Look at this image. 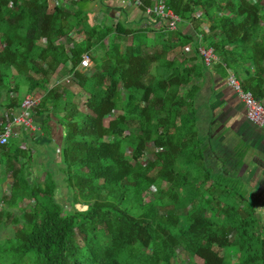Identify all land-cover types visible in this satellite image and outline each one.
Returning a JSON list of instances; mask_svg holds the SVG:
<instances>
[{
	"label": "trees",
	"instance_id": "trees-1",
	"mask_svg": "<svg viewBox=\"0 0 264 264\" xmlns=\"http://www.w3.org/2000/svg\"><path fill=\"white\" fill-rule=\"evenodd\" d=\"M140 1L165 33L166 43L152 53L141 48L143 29L121 25L112 34L110 27L91 26L83 6L72 13L64 5L50 10V0H0V119L19 110L15 92L47 91L33 116L52 134L56 120L62 137L57 147L53 135L25 132L26 147L21 137L0 145V264H264V217L235 191L225 195L216 183L205 188L203 156L186 157L193 122L186 111L200 91L186 86L206 75L205 64L199 55L193 68L167 59L185 42L194 50L213 48L219 58L213 67L219 65L223 78L233 70L261 102L264 0ZM159 4L193 32L170 30ZM207 20L208 34L201 29ZM80 26L83 44L67 51L57 43ZM130 34L137 39L124 46ZM85 55L95 75L81 69ZM69 62L61 84L85 91L88 113L79 109V97L49 96L50 84L55 92L59 86L54 75ZM44 115L50 121L41 122ZM154 149L156 158L148 161ZM153 188L158 194L147 202Z\"/></svg>",
	"mask_w": 264,
	"mask_h": 264
},
{
	"label": "crops",
	"instance_id": "crops-1",
	"mask_svg": "<svg viewBox=\"0 0 264 264\" xmlns=\"http://www.w3.org/2000/svg\"><path fill=\"white\" fill-rule=\"evenodd\" d=\"M76 1L77 3H75ZM56 5H64L72 13H75L83 6V14L88 16V22L91 26L96 24L110 27L112 34L116 33V30L122 29L121 25L132 30L143 29V31L147 32V35L141 48L149 53H152L158 47V44L166 43L164 41L165 33L160 31V27L163 26H160L161 24L156 25L157 19L153 16V12L151 14L147 13L142 7L137 5L135 0H50V10ZM229 14L231 15V12ZM201 15L202 12L195 14L197 18L201 17ZM154 24L156 28H154ZM211 24L212 22L207 20L201 25L204 33H209ZM178 28L182 29L184 34L193 32L190 25L187 27L182 25L181 27L178 26ZM75 31H79L78 35H80L81 26L80 28L76 27ZM112 34L110 37H112ZM77 37L73 36L71 38L70 35L62 37V39L67 38V51L71 44H83L85 42L86 37ZM134 37L137 39V35L133 36L130 34L127 40L122 41V44L124 46L132 45ZM198 37L201 39L203 35L200 34ZM217 39L219 40V38ZM105 43L108 44L106 41ZM192 45L190 42H185L176 46L168 51L167 59L177 63L183 62L190 68L199 66L197 56L199 55L200 57V54L197 47L194 50ZM229 47L230 49L233 48V46ZM180 56L183 59H180ZM70 63L62 64L60 68L70 69ZM246 66L250 67L252 73L255 72L253 65ZM205 69L207 71H205L206 75L194 77L190 85L186 86L187 90H191L192 86L200 87L199 93L195 94L196 99L192 107H189L186 111L189 118L193 119L191 130H188L186 139V142H188L186 157L189 159L191 152H195V160L196 153L197 159L200 154L203 156V159H201L203 164L199 165L200 171L202 175L204 174L203 176L208 175L210 179L205 188H209L212 183H216L221 185V191L225 195L230 193V191H235V193L237 192L240 195L244 194L243 196L247 200L252 198L256 192L264 193V128L255 127L250 123L246 115L245 106L237 97L235 91L226 84L228 75L234 73V71L228 69L227 77L223 78L219 72V65L213 68L205 66ZM42 92L46 94L47 91ZM15 95L19 97V100L23 96L21 91L19 93L15 92ZM262 95L263 99L261 102H264V91ZM42 119L45 122L50 121L48 115L41 116V122ZM2 120L4 121L3 117L0 122ZM52 122L56 125V120L50 121L54 131L56 129L53 127ZM45 132L44 138L49 139L50 137L51 139L53 134L51 133L50 135V131L47 130ZM24 134L18 140L22 144L21 147L27 145L25 138H23ZM58 140L61 142L62 137L52 143H56ZM154 152V156L148 157V161L156 158L157 150L154 149ZM184 173L186 174L187 172ZM167 184L166 181L163 182V190H169L171 185ZM154 191L157 190L153 188L151 195ZM229 195L231 196L232 194L230 193Z\"/></svg>",
	"mask_w": 264,
	"mask_h": 264
},
{
	"label": "built area",
	"instance_id": "built-area-1",
	"mask_svg": "<svg viewBox=\"0 0 264 264\" xmlns=\"http://www.w3.org/2000/svg\"><path fill=\"white\" fill-rule=\"evenodd\" d=\"M135 1L137 5L141 6L142 3L140 0ZM152 12V9H147V13L151 14ZM157 13L160 18L165 20L170 30H176L182 21L180 16L175 15L172 11L166 9L164 4H159L157 6ZM198 50L205 65L208 67H211L219 60L213 48L200 46ZM80 67L84 70L92 67V62L88 55L83 57ZM69 78L70 77L65 80L66 83L71 82V79ZM62 82L63 81L61 80L57 81V85ZM226 83L235 91L237 97L245 106L246 115L250 123L255 127L264 128V104L255 100L254 96L250 92H246L241 81L234 74H229ZM40 102L41 98L38 95L34 93L26 94L20 99L19 111L16 114L9 116L8 113H5L3 115L4 121L2 120L0 122L3 128V131L0 134L1 145L9 144L12 139L19 135L16 127H20L29 132H39L41 130V128L35 124L32 114Z\"/></svg>",
	"mask_w": 264,
	"mask_h": 264
},
{
	"label": "rangeland",
	"instance_id": "rangeland-1",
	"mask_svg": "<svg viewBox=\"0 0 264 264\" xmlns=\"http://www.w3.org/2000/svg\"><path fill=\"white\" fill-rule=\"evenodd\" d=\"M263 13H264V11H263ZM119 30V29H118ZM78 33H79V31H73L71 34H70V37L71 38H73V36H76L77 37V35H78ZM81 36V38L84 36L85 37V34H84V32H83V30L80 32V35H78V37H80ZM65 37H68V36H65ZM77 37V38H78ZM66 39L67 38H63V39H60V41L59 42H57V43H62V44H64L65 46L66 45H68V43L66 42ZM130 43V42H129ZM82 44V43H81ZM180 59H183V58H181V56H180ZM61 67V66H60ZM93 67V66H92ZM89 68L88 70H91V72H93V75H95V71H94V68ZM63 69L62 68H59V73H57L56 75H54V79H55V82H57V81H64V80H62L63 79V77H64V75L66 76V74H63V72H61ZM88 72V71H87ZM102 72H98V74H96V76L97 77H102V74H101ZM53 88H55L54 87V84H50V88H49V91L48 92H51L50 94H49V96L50 97H56V96H58V94L59 93H62V92H66V94H70L69 95V97L68 98H70L71 96H75V97H79V101L80 102H78L79 104H78V106H79V109L80 110H82V111H85L86 113H88L89 111L87 110V108H86V100H87V95L85 94V91L78 85V84H76V83H72V84H59V86L56 88L57 89V91L55 92L54 91V89ZM53 91V92H52ZM20 92V91H19ZM21 92H22V94H23V96L24 95H26L28 92L27 91H22L21 90ZM36 93H39V94H41V95H43V92L42 91H40V90H37L36 91ZM22 96V97H23ZM111 120V118H108L107 120H106V124H108L109 123V121ZM52 125H53V127L56 129V125L55 124H53V122H52ZM16 130H17V132L18 133H25L24 131H23V129L22 128H18V127H16ZM22 130V131H21ZM26 133H32V132H26ZM39 133H46L45 132V130H42V131H40ZM51 133H52V131H50V135H51ZM53 136H54V138H56V139H60L61 138V136L59 135V134H57L56 133V131L54 130L53 131ZM59 141V140H58ZM59 143L58 142H56V146L57 147H59ZM26 147V146H25ZM151 155V154H150ZM152 156V155H151ZM150 156V157H151ZM62 160V157L60 156L59 158H58V161H61ZM45 177H46V174L44 173L43 175H42V177H41V180L43 181V180H45ZM168 185V184H167ZM3 190H4V192L5 193H10V187H9V185L8 184H6V185H4V187H3ZM158 192L157 191H154L153 193H152V195H150V197L148 198V200L147 201H151V199L153 198V196L154 195H156ZM244 195V194H243ZM243 195H240V196H243ZM248 200V202L249 203H251L252 204V207L257 211V214L262 218V217H264V193H260V192H256V193H254V195H253V197L252 198H248L247 199ZM27 203H29L28 201H24V202H22L21 203V205H26ZM189 209V207L187 208V209H185L184 211H187ZM183 218V217H182ZM78 240H79V237H78ZM230 253L232 254V255H234L235 254V251L234 250H230ZM144 255H146V256H150V253H143ZM195 261V260H194Z\"/></svg>",
	"mask_w": 264,
	"mask_h": 264
},
{
	"label": "clouds",
	"instance_id": "clouds-1",
	"mask_svg": "<svg viewBox=\"0 0 264 264\" xmlns=\"http://www.w3.org/2000/svg\"><path fill=\"white\" fill-rule=\"evenodd\" d=\"M146 12H147V11H146ZM198 52H199V50H198ZM199 54H200V53H199ZM200 57H201V55H200ZM201 59L203 60L202 57H201ZM218 61H219V60H218ZM218 61H217V62H218ZM91 62H92V61H91ZM203 62H204V60H203ZM204 64H205V63H204ZM213 65H214V64H213ZM213 65H212L211 67H208V66H207V67H208V68H212ZM92 66H93V64H92ZM205 66H206V65H205ZM230 74H231V73H230ZM232 74H234V73H232ZM234 75H235V74H234ZM228 76H229V75H228ZM227 78H228V77H227ZM226 80H227V79H226ZM226 84H227V83H226ZM56 86H58V85L56 84ZM33 93L36 94V95H38L40 98H42V95H41V94L36 93V92H33ZM27 94H30V93L28 92ZM17 97H18V96H17ZM18 98H19V97H18ZM40 103H41V102H40ZM261 103H262V102H261ZM39 106H40V104L38 105V107H39ZM38 107H37V108H38ZM37 108H36V109H37ZM18 111H19V110H18ZM18 111H17V112H18ZM34 111H35V110H34ZM34 111H33V112H34ZM17 112H14V114H16ZM32 114H33V113H32ZM33 118H34V116H33ZM34 122H35L36 125H38V124L36 123V121H35V118H34ZM0 125H1V123H0ZM1 126H2V125H1ZM38 126L41 128L40 131H42V130H43L42 126H41V125H38ZM23 131H24V132H29V131H25V130H23ZM40 131H39V132H40ZM34 133H38V132H32V133H29V134H32V135H33ZM22 135H23V133H19V135H18L16 138H14V139L11 140V142H12L13 140L15 141L17 138L21 137ZM11 142H10L9 144H11ZM9 144H7V145H9ZM0 145H1V144H0Z\"/></svg>",
	"mask_w": 264,
	"mask_h": 264
},
{
	"label": "bare ground",
	"instance_id": "bare-ground-1",
	"mask_svg": "<svg viewBox=\"0 0 264 264\" xmlns=\"http://www.w3.org/2000/svg\"><path fill=\"white\" fill-rule=\"evenodd\" d=\"M68 77H70V76H68Z\"/></svg>",
	"mask_w": 264,
	"mask_h": 264
}]
</instances>
